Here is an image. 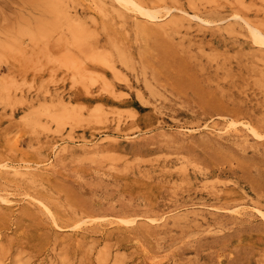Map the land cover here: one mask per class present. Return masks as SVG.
Instances as JSON below:
<instances>
[{
	"label": "rangeland",
	"instance_id": "obj_1",
	"mask_svg": "<svg viewBox=\"0 0 264 264\" xmlns=\"http://www.w3.org/2000/svg\"><path fill=\"white\" fill-rule=\"evenodd\" d=\"M136 2L0 0V264H264V0Z\"/></svg>",
	"mask_w": 264,
	"mask_h": 264
},
{
	"label": "bare ground",
	"instance_id": "obj_2",
	"mask_svg": "<svg viewBox=\"0 0 264 264\" xmlns=\"http://www.w3.org/2000/svg\"><path fill=\"white\" fill-rule=\"evenodd\" d=\"M114 2H116L119 6L125 7V8H135L140 14H146L147 17L144 19L143 22L138 21L136 24L140 27H142L143 29H150L152 28V25L154 24V20H156L158 18V16L160 14H162L163 12L165 13V11H163L162 9H158L154 12L152 11H148L146 10L144 7L140 6L136 1L137 0H113ZM49 2H51V0H49ZM139 3H141V0H138ZM166 13L169 14L170 10H166ZM214 14H218V12H213ZM195 19L199 20L201 23H203V25H207L208 27H211V25L214 24V21L210 20V19H204L202 17L199 16H194ZM237 19H241L244 21V25L246 26L247 32L250 35V37L256 42V44L260 45V46H264V32L261 31L260 29L254 27L253 25L250 24V22L239 16L237 17ZM255 138H260V134L257 132H253ZM242 200H244V198H241ZM152 209L154 207H151ZM218 209V207H216ZM220 209H224V207H220ZM164 213V212H162ZM258 213L260 214V216H262L264 218V214L262 213V211H258ZM154 218L155 220H152L153 222L158 221L160 219H164V217L161 216H157L156 213L154 214ZM125 223L127 224L128 221H125ZM129 223H134L133 221H129ZM141 229V233L145 235V233L148 231V226L147 225H141L140 226ZM222 231H224V226H221Z\"/></svg>",
	"mask_w": 264,
	"mask_h": 264
}]
</instances>
